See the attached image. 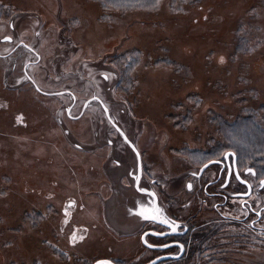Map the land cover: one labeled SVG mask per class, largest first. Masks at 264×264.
I'll use <instances>...</instances> for the list:
<instances>
[{"label": "rangeland", "instance_id": "1", "mask_svg": "<svg viewBox=\"0 0 264 264\" xmlns=\"http://www.w3.org/2000/svg\"><path fill=\"white\" fill-rule=\"evenodd\" d=\"M152 6L0 0V38L12 39L0 41V264L153 263L158 253L140 236L157 215L138 210H151L157 198L167 218L176 201L181 228L203 227L200 259L189 264H264V242L248 238L237 219L213 223L215 235L205 238L211 227L202 223L216 215L199 189L218 170L199 174L200 166L233 151L230 124L264 131V0ZM17 42L39 60L24 45L13 50ZM94 97L134 143L138 169ZM35 144L45 152H33ZM238 152L241 172L253 167L264 177V151ZM253 196L258 203L264 192ZM223 212L241 215L235 199ZM220 232L238 235L220 239Z\"/></svg>", "mask_w": 264, "mask_h": 264}, {"label": "flooded vegetation", "instance_id": "2", "mask_svg": "<svg viewBox=\"0 0 264 264\" xmlns=\"http://www.w3.org/2000/svg\"><path fill=\"white\" fill-rule=\"evenodd\" d=\"M225 153L222 158H210L200 166L202 167L209 162H213L207 167V169L205 168L206 170H203V173H205L209 167H218L215 178L211 177L210 179H205V182L202 185L199 183V189L201 190V193L205 194L206 196L205 197L203 195V202L205 200H208L210 203L212 202V209L216 211H214V214L217 217V219H215V216L211 217L210 219H207L209 221L202 223L204 224V227H206L205 225L208 224L211 228L209 231H202L205 233H201L205 236V238L207 236L215 235L213 228L216 225L213 223L220 221L232 223V221L237 219L238 224L243 225L242 230L247 232L248 235L246 236H248V238H252L254 240V237H258L261 239V242H264V199H261L258 201V203H256L254 200L255 197L253 196L256 193L263 194L264 183L262 182H264V177L259 176L253 167H248L244 169L243 172H241V167L236 154L235 156L228 154L226 157ZM237 176H239V179H237ZM217 187H219L216 189L217 191H209V189H214ZM187 188H190V183H187ZM232 199L237 201V207L241 213L240 216L229 217L223 212L226 208V205H228ZM173 207L176 208V201L172 202V209L170 206L169 218L165 216L166 214L161 215V212L159 211L158 216H154L155 218L151 219V221L145 222L151 226L147 227L145 230H142L140 236L142 245L148 250L158 253L152 258L153 263L151 264H159L160 261H163V263L179 264L183 262V264H189V262L191 263L193 259V255H196L198 260L200 259L201 252H199V250H202V246L200 247L199 242L200 237L202 236H197L198 232L196 228L203 227H198L200 224L198 225V223H194V221H187V226H183L181 228V224L177 223L178 221H181L177 219V215L174 212L175 210ZM153 209L154 206L151 208V211H153ZM216 235L219 236L220 239H224L223 235H225L227 237H225L226 239L231 240L238 234L234 233V236H230L229 234L220 232ZM148 238L161 241L163 240L166 241V243L153 244L148 241ZM205 243L206 239L204 240V244ZM191 244L194 245L193 252H190ZM206 248L209 247L206 246ZM219 249L220 244L218 243V250ZM219 253H224V251L222 250ZM218 262L225 263L227 260H225V257H222Z\"/></svg>", "mask_w": 264, "mask_h": 264}, {"label": "trees", "instance_id": "3", "mask_svg": "<svg viewBox=\"0 0 264 264\" xmlns=\"http://www.w3.org/2000/svg\"><path fill=\"white\" fill-rule=\"evenodd\" d=\"M103 6L117 7H138L153 5L158 6L160 0H99ZM230 131L227 140L229 143H234L232 150L234 154L240 151L246 156H255L262 154L264 151V132L261 128H256L252 123L233 122L229 125ZM224 135V130H223ZM235 148V149H233ZM232 151V152H233ZM238 152V153H237Z\"/></svg>", "mask_w": 264, "mask_h": 264}, {"label": "water", "instance_id": "4", "mask_svg": "<svg viewBox=\"0 0 264 264\" xmlns=\"http://www.w3.org/2000/svg\"><path fill=\"white\" fill-rule=\"evenodd\" d=\"M9 27L10 28H12V24L10 23L9 24ZM0 41L1 42H11L12 41V39H11V37L9 36V35H4V36H2L1 38H0ZM22 45H24L27 49H29L35 56H36V58L39 60V54L38 53H36L34 50H31L30 49V47L29 46H26V44H21V42H17L16 44H15V46H14V48H13V50L14 49H16V48H18L19 46H22ZM27 78H28V80H29V82L34 86V88L36 89V90H38V91H40L39 89L40 88H38L36 85H35V83H34V81L32 80V78L30 77V76H27ZM41 92V91H40ZM69 91L68 90H62V91H59L58 93L59 94H64V93H68ZM48 95H50V94H48ZM92 100H96L98 103H100V105H101V108H102V110H103V112H104V114H105V116H106V119L111 123V125L113 126V128L114 129H116V131L118 132V134H119V136L122 138V140H124V142H126L127 143V145L129 146V148L130 149H132L133 151H131L133 154H134V156H135V164H136V166H137V169L140 167V156H139V154H138V152L136 151V149H135V145H134V143L131 141V140H129V138L125 135V133L123 132V130L111 119V117H110V112H109V110H108V108L99 100V99H97V97H94V98H92ZM89 101H90V99H89ZM89 101H87V102H85L83 105H82V108H81V110H80V113H79V115L77 116V117H81V115L83 114V112H84V110L86 109V107H87V105H88V102ZM73 105H74V103H73ZM72 105V106H73ZM71 107V106H70ZM67 108L66 109V112H67V114H69L70 113V110L72 109V107L71 108ZM228 154H232L233 156H235V154H234V152H232V151H227L226 153H225V156L227 157L228 156ZM213 162H209V163H207V164H205V165H203L202 167H200V169H199V174L205 169V168H207L210 164H212ZM135 177L137 178L136 180H137V182L135 183L137 186H138V183H139V180H140V170H138V174H137V176L136 175H132V178H133V180H134V182H135ZM143 189H140L139 191H142ZM138 191V192H139ZM143 195L144 194H147L148 193V190L147 189H145V190H143ZM144 196H146V195H144ZM154 199V198H153ZM152 203H153V205H152V207L154 206V209H153V211H154V214L155 215H157L158 216V214H159V211L161 212V215L163 214L162 213V210H161V208H160V204H159V202H158V198H157V201H156V203H155V199H154V202L152 201ZM158 209V211H155V210H157ZM146 209H144V208H140L139 207V210H138V212L139 213H143V215L144 216H147L149 213H151L152 211L151 210H149V211H145ZM142 215V216H143ZM143 217H141V218H139L140 219V222H142L143 221V219H142ZM139 222V223H140ZM95 264H105L104 262H102V261H99V262H96ZM151 264V263H150Z\"/></svg>", "mask_w": 264, "mask_h": 264}, {"label": "bare ground", "instance_id": "5", "mask_svg": "<svg viewBox=\"0 0 264 264\" xmlns=\"http://www.w3.org/2000/svg\"><path fill=\"white\" fill-rule=\"evenodd\" d=\"M15 133H18V131H16ZM16 150V151H15ZM14 154L15 153H21V151L19 149H16V147H14ZM18 151V152H17ZM33 152H36V153H39V154H43L45 152L44 150V147L40 144H35L34 145V148H33ZM76 157L78 158L79 155H76ZM58 177L61 179L62 181V184L65 185V184H69L70 183V180L69 178L67 177V175L62 171V172H58ZM69 189V188H67ZM86 200H87V203L89 204V208L91 209H95V205H94V199L91 198V197H86ZM143 222V221H142Z\"/></svg>", "mask_w": 264, "mask_h": 264}, {"label": "snow or ice", "instance_id": "6", "mask_svg": "<svg viewBox=\"0 0 264 264\" xmlns=\"http://www.w3.org/2000/svg\"><path fill=\"white\" fill-rule=\"evenodd\" d=\"M237 179H239V176H237ZM262 183H264V182H262ZM155 211H158V209L157 210H155ZM142 215H143V213H141ZM145 218H148L147 216H145ZM152 218H155L154 216L152 217ZM173 230H175V229H173Z\"/></svg>", "mask_w": 264, "mask_h": 264}]
</instances>
